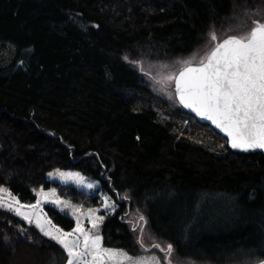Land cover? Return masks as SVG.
Listing matches in <instances>:
<instances>
[{
  "label": "trees",
  "instance_id": "trees-1",
  "mask_svg": "<svg viewBox=\"0 0 264 264\" xmlns=\"http://www.w3.org/2000/svg\"><path fill=\"white\" fill-rule=\"evenodd\" d=\"M253 20L264 21V0H0V186L25 204L55 189L100 208L97 194L47 178L76 170L117 203L104 247L150 252L128 220L138 213L161 248L173 245V264L264 261V155L233 151L130 65L190 56L213 31L238 35L228 27ZM65 263L60 245L0 209V264Z\"/></svg>",
  "mask_w": 264,
  "mask_h": 264
},
{
  "label": "snow or ice",
  "instance_id": "snow-or-ice-1",
  "mask_svg": "<svg viewBox=\"0 0 264 264\" xmlns=\"http://www.w3.org/2000/svg\"><path fill=\"white\" fill-rule=\"evenodd\" d=\"M252 24L246 33L223 39L213 31L210 40L215 43L198 62L183 60L179 62L182 67L178 70L161 79L151 77L156 83L174 82L179 103L198 117L211 121L227 136V143L232 149L244 152L264 150V21L253 20ZM144 74L149 75L147 72ZM60 176L65 177V174L60 173ZM75 180L89 190L95 187L92 183H85L79 173ZM38 196L41 198L34 204H25L10 189L0 186V209L12 212L29 224L34 218L39 231L54 240L66 253V264H161L155 256L133 257L126 251L104 247L99 225L105 216L97 215L96 210L88 211V219L92 228L96 229L92 233L82 226L80 217L76 215L81 209L59 199L55 189L48 193L41 189ZM42 200L60 206L61 211L64 207H72L76 227L69 232L52 227L50 218L44 219L35 211L41 208ZM103 207L114 211L117 205L105 195ZM144 219L141 215L140 220ZM140 231L143 233V228ZM139 242L143 244L142 240ZM152 247L166 251L169 257L173 253L171 243L166 250L156 243Z\"/></svg>",
  "mask_w": 264,
  "mask_h": 264
},
{
  "label": "rangeland",
  "instance_id": "rangeland-1",
  "mask_svg": "<svg viewBox=\"0 0 264 264\" xmlns=\"http://www.w3.org/2000/svg\"><path fill=\"white\" fill-rule=\"evenodd\" d=\"M228 28H229L228 31H230V32L235 31V32L239 33L238 35H241L243 33H246L251 27L246 25V27L244 28V24L238 25V23H237V24H235V26H229ZM241 29H243V30H241ZM215 34L222 39L226 35V32L225 33H216L215 32ZM210 35H209L208 39L206 40V42L203 43V45L200 48H198L190 56L183 57V58L181 57V58L171 59V60H164V61H158V60H153V59L132 60L131 62L129 61L130 65L137 72L142 74L144 80L148 83L149 87L156 94H158L163 99L168 100L173 105H179V102H178V100H177V98L175 96L174 82H172L170 84L156 83L155 80L152 79L151 77H155L156 79H161L162 77L166 76L168 73L178 70L180 67H182V64L179 63V62L183 61V60L193 59L194 62H198L199 59L201 57H203L206 54V52L209 50V48L211 46H213L214 43H215V42H212L210 40ZM141 65L143 67V72L141 71ZM145 72L149 73V75H145L144 74ZM50 173H52V176H49V174L47 176L48 180H50V181L58 182V183H60L62 185L72 186V187H75L76 189L82 190V191H84L86 193L97 194L99 196V198H100L101 206H100V208L92 209V210H96V214L97 215H104V216L105 215H112L118 209V206H117L114 211L105 210L104 207H103L104 196L105 195L109 196V195L106 192H104L103 190L100 189V185H99V183L97 181L92 180L90 178H87L86 176L81 174L79 171L54 169ZM60 173H64L65 177H61ZM77 173H79L80 176L84 178L85 183H92L95 187L92 190H89L86 187L80 186L75 180V176H76ZM40 190L38 191V193L40 192ZM44 192L48 193V192H51V190H44ZM56 196L59 199L63 200V201L70 202V201H67L65 199L60 198L57 194H56ZM37 197L41 198L39 196H37ZM111 202H114V200L112 198H111ZM230 203L232 204V202H230ZM70 204L72 206H74L75 208L81 209V211L77 212L76 215L80 217V222H81L82 226L86 230H89L90 232L95 233L96 229L92 228L91 222L88 219V211H89V209L81 208L80 206L75 205V204H73L71 202H70ZM116 205H117V203H116ZM45 206H51V207H54V208H56L58 210H61L60 206H57V205H54V204L48 203V202H43V200H42L41 208H38L35 211H36L37 214H39L44 219H49L47 217L45 211H44V207ZM233 211H234V208L229 205L223 211V213H224L225 216L231 218V215H232ZM63 212H65L66 214H68L70 217H72L75 220V227H76V216L73 215L72 207H64ZM140 216L141 215L138 214V213H132L128 217V220H129L132 228H137V230L139 231L138 232L139 233L138 239H139V241H141V240L143 241L142 246L144 247V250H149L150 251V252H148V253L146 252L143 255L138 256V257L151 258V257L155 256L161 261V264L166 263V260L169 263V258L170 257L167 255L166 251H161L160 248H156L159 251H161V253H162V255L160 254L161 256L159 255V253L157 251H154V247H152V245L154 243H156V244H158V243L148 233V231L146 230L145 221H141L140 220ZM31 225H34L36 227L34 218H33V223ZM101 225H102V223L99 225V234H100V231H101ZM52 227L55 228L56 226L52 223ZM141 228H143V233H141V231H140ZM162 248L166 250L167 246H162ZM164 258H165V262H164ZM171 264H173V263L171 262ZM247 264H264V261H262V262H259V261H257V262H248Z\"/></svg>",
  "mask_w": 264,
  "mask_h": 264
},
{
  "label": "water",
  "instance_id": "water-1",
  "mask_svg": "<svg viewBox=\"0 0 264 264\" xmlns=\"http://www.w3.org/2000/svg\"><path fill=\"white\" fill-rule=\"evenodd\" d=\"M174 91H175V88H174ZM178 100V99H177ZM179 102V101H178ZM180 104V103H179ZM180 106L183 107V105L180 104ZM184 108V107H183ZM188 113H190L193 117H195L199 122L203 123V124H206L208 126H210L217 134L221 135L223 138H225L226 140L228 139L227 136L221 132L219 129H217L215 127V125H213L211 123V121H208V120H205V119H202L200 117H198L194 112H192L190 109H186L184 108ZM229 145V144H228ZM230 147V145H229ZM231 148V147H230ZM232 149V148H231ZM233 151L237 152V153H244V154H251V153H261L264 155V150H260V149H256V150H250V151H247V152H244V151H241L239 149H232Z\"/></svg>",
  "mask_w": 264,
  "mask_h": 264
}]
</instances>
